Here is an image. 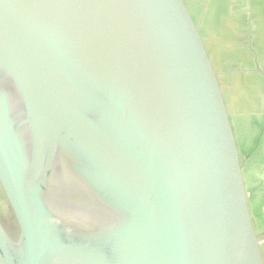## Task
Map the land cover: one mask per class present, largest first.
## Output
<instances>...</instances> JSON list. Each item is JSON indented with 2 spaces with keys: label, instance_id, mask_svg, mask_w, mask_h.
<instances>
[{
  "label": "water",
  "instance_id": "1",
  "mask_svg": "<svg viewBox=\"0 0 264 264\" xmlns=\"http://www.w3.org/2000/svg\"><path fill=\"white\" fill-rule=\"evenodd\" d=\"M217 68L186 0H0V264H264Z\"/></svg>",
  "mask_w": 264,
  "mask_h": 264
},
{
  "label": "crops",
  "instance_id": "2",
  "mask_svg": "<svg viewBox=\"0 0 264 264\" xmlns=\"http://www.w3.org/2000/svg\"><path fill=\"white\" fill-rule=\"evenodd\" d=\"M186 1L224 71L232 123L251 156L250 175L264 213V0Z\"/></svg>",
  "mask_w": 264,
  "mask_h": 264
},
{
  "label": "rangeland",
  "instance_id": "3",
  "mask_svg": "<svg viewBox=\"0 0 264 264\" xmlns=\"http://www.w3.org/2000/svg\"><path fill=\"white\" fill-rule=\"evenodd\" d=\"M213 58H214V61H215V64L217 65V69L221 75V78L223 79V69L221 67V65L218 63V60H217V54L215 52L211 53ZM224 80V79H223ZM248 159L249 161L251 162V156L250 154L248 155ZM253 178V176H252ZM250 179V178H249ZM253 182L254 180L251 179V181H248V184H249V187L250 188H253L251 189V200H252V204H253V214H254V217L257 218V217H260L261 215H264L263 213V209L261 207V202H260V190L258 188V185H257V182H255V184L253 185ZM0 216L3 218L4 221L6 222H13L12 221V218H11V214H10V210H9V207L7 205V202L0 190ZM263 250H264V244H263Z\"/></svg>",
  "mask_w": 264,
  "mask_h": 264
}]
</instances>
